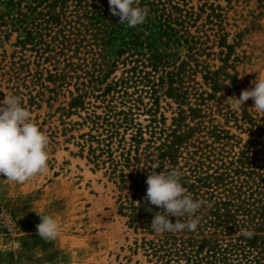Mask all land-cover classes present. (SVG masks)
Masks as SVG:
<instances>
[{
	"label": "trees",
	"instance_id": "trees-1",
	"mask_svg": "<svg viewBox=\"0 0 264 264\" xmlns=\"http://www.w3.org/2000/svg\"><path fill=\"white\" fill-rule=\"evenodd\" d=\"M138 5L149 10L148 17L129 28L112 15L109 0H0V27L16 33V46L34 61L51 66L50 78H85L86 88L120 71L103 89L87 93L98 104L84 96L70 108L85 110L79 118L89 131L77 146L115 185L121 216L143 235L135 245L148 263L264 264V117L225 109L212 94L189 87L195 72L190 63L206 44L191 33L201 28L187 0ZM202 70L214 91L213 75ZM161 101L176 105L169 124ZM140 116H146L145 125ZM153 163L160 165L157 173L164 166L179 169L188 194L211 205L195 214V231L151 228L154 214L163 211L145 201ZM240 228L254 235L247 239Z\"/></svg>",
	"mask_w": 264,
	"mask_h": 264
},
{
	"label": "rangeland",
	"instance_id": "rangeland-1",
	"mask_svg": "<svg viewBox=\"0 0 264 264\" xmlns=\"http://www.w3.org/2000/svg\"><path fill=\"white\" fill-rule=\"evenodd\" d=\"M187 1L201 28L196 33L194 27L191 33L206 44L205 53L190 63L195 72L189 87L212 94L225 109L264 117L250 109L254 106L251 99L240 110L232 107L234 99L226 101L239 98L259 74L264 76V0ZM16 38V33L0 27V101L6 94L22 98V106L50 139L49 161L46 174L23 184L0 176V264H150L135 245L143 235L129 228L127 218L121 216L115 185L104 170L87 161V150L80 152L77 146L79 137L89 131L79 118L85 110L70 108L71 102L84 96L86 103L98 104L87 93L103 89L120 71L101 85L94 82L86 88L81 86L85 78H50L51 66L37 63L33 54L20 50ZM202 66L213 75L214 91ZM161 107L169 124L176 105L161 101ZM145 118L140 116L138 121L145 125ZM231 132L243 141L248 138L235 128ZM36 212L58 220L61 227L56 239L45 241L37 235L36 225L41 221Z\"/></svg>",
	"mask_w": 264,
	"mask_h": 264
},
{
	"label": "clouds",
	"instance_id": "clouds-1",
	"mask_svg": "<svg viewBox=\"0 0 264 264\" xmlns=\"http://www.w3.org/2000/svg\"><path fill=\"white\" fill-rule=\"evenodd\" d=\"M112 15L120 17V23L129 28L146 22L149 10L138 5V0H109ZM252 87L242 90L239 98L234 99V110L242 109V105L251 99L254 106L250 109L264 114V76L260 74L251 82ZM50 139L32 120L31 113L22 106V98L18 95H5L0 101V176L17 184L48 172ZM160 165L153 163L147 177L148 185L145 201L163 211L156 212L151 228L161 233L164 231L180 232L185 229L195 231L200 217L195 214L202 206L211 205L203 199H194L188 189L182 186V172L164 166L157 173L154 169ZM40 223L36 225L37 235L45 241H52L60 234V224L56 218L36 212ZM189 217L184 222V217ZM195 216V218H192ZM170 217H176L173 223ZM239 232L247 239L254 235L253 231L240 228Z\"/></svg>",
	"mask_w": 264,
	"mask_h": 264
}]
</instances>
